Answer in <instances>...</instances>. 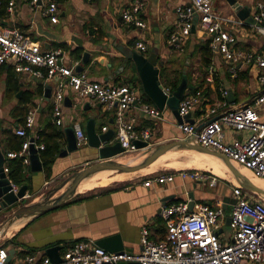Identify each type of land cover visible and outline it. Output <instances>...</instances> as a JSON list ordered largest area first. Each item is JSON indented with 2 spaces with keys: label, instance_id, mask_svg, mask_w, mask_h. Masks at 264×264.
I'll return each instance as SVG.
<instances>
[{
  "label": "crops",
  "instance_id": "obj_1",
  "mask_svg": "<svg viewBox=\"0 0 264 264\" xmlns=\"http://www.w3.org/2000/svg\"><path fill=\"white\" fill-rule=\"evenodd\" d=\"M214 1L212 0L213 9L217 14L242 22L241 25L233 27L236 36L234 50L264 57V36L257 34L251 27L256 10L255 0H238L249 10L244 20L237 17L226 0L219 1L220 10L227 14L222 15L215 8ZM9 2L13 3V12H7L6 5L7 14L5 18H0L1 29H18L26 37L39 43L43 50L61 49L62 65H75V68L80 66L82 70L77 73H85L92 82L105 86L126 85L137 91V102L125 113V117L128 122H133L139 141H145L140 138L141 132H148L149 139L145 142L148 143L149 149L183 140V135L177 128L179 123L167 108L161 111L160 118L143 116L139 112V105L143 103L141 99L147 95L133 66L124 63L122 51L131 50L149 55L154 50L158 55V64H162L161 67L158 66L159 70L164 69L167 74V77H160L159 73L160 83L163 89L169 92L171 90L168 83L178 74L181 78L185 75L187 84L194 87L192 90L200 88L196 92L202 93V103L190 114V118L195 126L201 128L216 120L224 111L253 104L255 98L264 91L257 81L258 70L254 62L236 63L234 76L229 71L231 62L211 52L210 62L206 65L204 47L209 40L207 35L198 29H193L178 46L169 43L171 35L179 29L175 9L188 5L186 0H37L35 5L31 4V0ZM51 2L57 5L56 23H52L49 17L43 15V11ZM136 2L142 6L139 18L145 23L144 28L127 25L121 19L122 11ZM138 42L146 46L145 52L136 49ZM85 53L87 58L83 60ZM57 82V78L45 82L34 80L26 75L16 74L9 65L0 66V150L5 158L3 167L8 168V164L13 160L6 158L9 152L6 150L3 132L8 131L15 135V130L24 126L29 111L35 114L33 126L28 129V134L37 135L38 140L52 135L54 131L60 134L59 138L53 139V143L59 145V152L54 156L49 179L43 171L41 151L36 150L42 168L40 172L31 170L30 160L28 165L21 162L25 182L22 185H14L18 190L23 186L27 188L23 201L33 196V200L29 202H37L45 186L94 162L97 149L89 147L88 143L81 147L76 146L77 150L72 153L60 155L67 147L65 131L73 128L75 123L79 124L85 136L89 121H92L96 135L108 133L110 138L105 146L118 142L115 107L108 109L96 100L78 97L69 89L65 91L64 96L70 99L72 106L66 107L63 102V125H55L52 121V100ZM45 86L51 89L49 100L44 96ZM221 90L227 92L225 98L221 97ZM190 91L186 90L184 96L190 95ZM220 101H224L226 105L219 109L218 114L209 115V110ZM149 105L157 108L152 101ZM260 114L264 120V107ZM49 125L54 130H51ZM224 134L225 142L241 138V134L228 127H224ZM41 145L44 146L45 143ZM144 151L145 149H142L141 152ZM157 174L172 176L173 180L155 182L153 180ZM195 174L201 178H194ZM218 179L202 172L194 171L182 176L178 171L162 169L92 193L80 194L66 204L21 221L10 236L5 235L0 247L8 251L6 264H24V257L28 254L36 256L39 260L48 258L51 262H58L71 245L87 239L94 240L96 244H103L104 247L101 248L108 252H118L123 248L129 253L137 254L141 249V229L149 230L152 241L162 240L166 234V223L160 216L161 209L185 201H188V204L194 202L190 210L196 204L217 207L219 202L223 203V218L219 223L218 234L221 241L226 242L231 236L227 218L233 205L230 195L232 189L229 187L231 192L228 195L222 192L219 184L223 182ZM147 180L152 182L150 187L143 185ZM227 181L234 184L230 180ZM190 194L193 195V200ZM55 197L57 196L53 195L50 199ZM2 218L3 216L0 217V222Z\"/></svg>",
  "mask_w": 264,
  "mask_h": 264
},
{
  "label": "built area",
  "instance_id": "obj_2",
  "mask_svg": "<svg viewBox=\"0 0 264 264\" xmlns=\"http://www.w3.org/2000/svg\"><path fill=\"white\" fill-rule=\"evenodd\" d=\"M37 0H31L35 5ZM188 5L175 9L179 20L178 32L171 35L169 43L178 46L193 29L207 35L210 52L231 62L230 73L235 75L236 63L254 62L257 70V81L264 88V57L260 55L236 52V36L234 26L242 22L220 16L213 9L212 0H186ZM256 10L252 18L251 27L260 36H264V0H255ZM142 10L136 2L121 13L122 21L127 25L144 28L145 23L140 20ZM7 12H13V3L9 2ZM52 23L57 22V5L51 2L43 11ZM140 52L146 51L142 42L135 45ZM63 52L61 49L43 50L39 43L26 37L18 29L0 28V66L9 65L16 74L26 75L38 81H47L57 78L58 82L52 100L53 123L63 125V102L65 91L70 90L80 98L96 100L108 109L114 108L116 139L124 150L123 154L130 155L138 152L133 141H139V135L134 129L133 122H128L125 113L137 102V91L126 85L105 86L89 80L85 73H77L75 65H62ZM169 96L171 92L163 89ZM227 92L221 90V97ZM202 103V93L196 92L184 96L178 104L177 112L183 118L191 114ZM224 101L218 102L209 110V115H216L219 109L225 106ZM264 107V91L257 96L251 105L239 109L224 111L216 120L210 121L199 131L197 126L182 122L177 128L183 135V140L193 138L194 143L212 149L234 164L241 166L254 176L264 180V120L260 110ZM143 116L160 118L162 112L152 105L141 103L138 108ZM34 112L29 111L25 124L15 130V135L23 142L19 151L6 154L8 159H20L23 165L29 164V147L42 151L44 146L38 144V136L28 134L34 123ZM224 127L231 128L241 134L240 139L225 142ZM103 131L105 128L102 129ZM76 146L87 143L86 136L78 123L73 125ZM140 138L148 141L147 131L141 132ZM143 141V142H145ZM6 179L11 185L12 192L18 188L8 178V168L3 167ZM186 176L185 171H180ZM193 173V172H191ZM194 178H201L197 174ZM172 176L157 174L153 181L171 182ZM151 180L144 182L150 187ZM243 193L240 186L232 188L231 197L235 200L229 214L228 227L231 236L222 242L218 234L219 223L223 218L221 202L217 207L206 204H196L190 210L188 201L163 207L161 218L166 223L165 237L158 241L150 239L147 228H142L139 243L140 252H108L96 245L94 240L87 239L71 245L63 254L60 263H53L48 258L39 260L28 254L24 257V264H264V200H257L258 195L246 191ZM8 251L0 247V264H6Z\"/></svg>",
  "mask_w": 264,
  "mask_h": 264
},
{
  "label": "water",
  "instance_id": "obj_3",
  "mask_svg": "<svg viewBox=\"0 0 264 264\" xmlns=\"http://www.w3.org/2000/svg\"><path fill=\"white\" fill-rule=\"evenodd\" d=\"M228 5L233 9V11L237 14V17L240 20H244L249 13L247 7H244L239 3L238 0H226ZM78 46L81 47V44L78 42ZM83 60H86L87 54H83ZM121 55L124 58V63L127 65L133 66L138 78L141 81L142 88L147 97L153 102V104L160 110L163 111L167 108L173 114L175 120L181 124L182 122H186L189 124H194L193 120L190 118V114L181 118L178 115L177 108L179 101L184 97L186 90L194 89L193 86L187 84V80L185 75H182L181 81L177 88L171 92L169 96H166L163 93V86L159 80V67L162 64H158V55L153 50L149 55H144L135 51L126 50L122 51ZM159 66V67H158ZM82 68L80 66L75 68V71L79 72ZM44 96L47 100H49L51 96V89L49 86L44 87ZM64 104L66 107H71V101L68 97L64 98ZM91 124V127H90ZM92 121H89L86 127V139L88 146L91 148L97 149V155L95 156L94 162L91 163L90 166L81 169L77 172H74L71 176H69L66 180L62 182V184L53 192H48L47 196L50 194H55L66 185L69 186L60 194L59 196L50 199V197L43 198L40 202L36 203H27L22 206H16L11 216L6 218L2 223H0V241L5 237L8 230L19 220H29L34 217H37L41 214H44L51 209L61 206L67 203L71 198L77 193V188L79 184L85 180L93 177L94 175L104 172V171H116L119 173H132L142 170L152 163H154L159 157L165 155L170 151H178V150H192L199 153H206L209 155H213L219 158L225 166L229 169L233 177L239 182L241 188L246 191L252 192L258 196L264 198V190L253 185L246 177L241 175L236 167L233 166V162L225 157L224 155L209 149L204 148L196 143H194L193 138L189 140H176L166 144H162L156 146L154 148L148 147L147 142L142 141H133V145L138 150V152L132 154V158L135 159L132 163L123 164L120 163L118 158L124 157V150L121 148L119 142L111 146H105V144L109 140V134L104 133L100 135H96L93 129ZM201 126H197L196 130L199 131ZM66 133V141L67 147L66 150L61 152L60 155H66L67 153H72L77 150L76 140L74 136L73 128H70L65 131ZM1 142V141H0ZM142 149H145L144 152H141ZM29 160L31 170L33 172L41 171V164L39 162L37 151L33 145L29 147ZM140 151V152H139ZM131 157V156H129ZM4 156L0 150V212L10 209L15 206L17 203L22 201L25 198V193L27 188L21 187L17 191V193L12 192L11 185L6 179V174L3 172V163ZM138 159H141L140 162H136ZM190 198L193 200V195L190 194ZM233 204L235 200L233 199ZM194 202H190V209L193 207ZM227 224H229V217L227 218ZM99 247H104L103 244H96ZM128 250L123 249L118 252H127ZM13 252V251H12ZM10 252V254H12ZM115 253V252H114ZM133 254V253H132ZM53 263H60V261H52ZM120 264H138V263H120Z\"/></svg>",
  "mask_w": 264,
  "mask_h": 264
},
{
  "label": "bare ground",
  "instance_id": "obj_4",
  "mask_svg": "<svg viewBox=\"0 0 264 264\" xmlns=\"http://www.w3.org/2000/svg\"><path fill=\"white\" fill-rule=\"evenodd\" d=\"M188 158L185 161L182 158ZM135 159L129 156H124L118 158L117 161L123 164L132 163ZM234 167L237 168L239 173L246 177L253 185L264 190V181L259 179L256 176L251 175L250 171L232 163ZM162 169H176V170H184V169H196L202 171H208L214 174L215 176L232 182L238 181L233 177L229 169L225 166V164L217 157L213 155H209L206 153H199L192 150H182V151H170L165 155L159 157L154 163L150 166L139 170L137 172L132 173H119L116 171H104L100 172L89 179L83 180L78 188L77 193L83 194L86 193L85 189L89 188H101L106 187L112 182H124L130 180L136 175L142 174H150L157 172ZM118 173V174H116ZM135 178V177H134ZM234 183V184H235ZM63 189V188H62ZM61 189V190H62ZM36 200V199H35ZM20 222L15 223L7 232L6 236L12 234L18 226Z\"/></svg>",
  "mask_w": 264,
  "mask_h": 264
},
{
  "label": "trees",
  "instance_id": "obj_5",
  "mask_svg": "<svg viewBox=\"0 0 264 264\" xmlns=\"http://www.w3.org/2000/svg\"><path fill=\"white\" fill-rule=\"evenodd\" d=\"M8 3H9V0H0V18H5V15L7 14L6 13V5H8ZM208 43L209 42H207V45L204 47L205 57H206V59H205L206 65L210 62V58H211V53H210V50L208 47ZM159 73H160V77H167V74L165 73L164 69H161ZM180 78H181V75L178 74L175 77V79L169 81L168 85L170 87L171 92H173L177 88V86L179 85ZM201 86H202V82H201ZM199 89L200 88H197L195 90H191L189 92V94H193L196 91H198ZM141 100L143 103L151 104V101L146 96H143V99H141ZM54 127H55V125H54ZM49 128L51 130H54V128L51 127L50 125H49ZM3 135H5L4 141L6 142V145H7V149H6L7 152H10V151L15 152V151L20 150L22 142H23L22 138L15 136V135H11L10 132H8V131H4ZM59 137H60V134L58 133V131H56V132L54 131V133L52 135H48L47 137H44L42 140H38V144H41L43 142L45 143L44 149L40 153V160L42 162L43 171L45 172L47 179H49V177H50L49 176L50 167L54 161V156L59 152V145L53 143V139L59 138ZM23 168L24 167L21 164V160H18V159H13L8 164V177L13 184L22 185L23 182H25L24 181L25 180L24 175H23Z\"/></svg>",
  "mask_w": 264,
  "mask_h": 264
},
{
  "label": "rangeland",
  "instance_id": "obj_6",
  "mask_svg": "<svg viewBox=\"0 0 264 264\" xmlns=\"http://www.w3.org/2000/svg\"><path fill=\"white\" fill-rule=\"evenodd\" d=\"M219 1L220 0H215L214 1V5H215V8H217L218 9V11L222 14V15H227L226 14V12H223V10H220V8H219ZM156 49V48H155ZM179 151H182V150H179ZM130 156L131 157H133L132 156V154H130ZM135 159H137V158H135ZM186 159H188V158H182V160H186ZM140 160L141 159H138L136 162H140ZM170 170H173V171H175V172H180V171H185L186 173H191V172H194V171H196V172H202L203 174H206V175H208V176H211V177H215L217 180H219L218 178L219 177H217V176H215L214 174H212L211 172H208V171H202V170H196V169H182V170H176V169H170ZM74 171V170H73ZM77 171H79V170H75V172H77ZM72 172H70L67 176H64V178H60L59 180H57L56 182H53V183H51L50 185H47V186H45L44 187V189H43V194H42V196L37 200V202H40L41 200H43V198H48V197H52L53 195H56V196H59L60 194H62V192H64V190H66V188L69 186V184L68 185H66L62 190H60V191H58V192H56L55 194H50V195H48L47 196V194H48V192H53V191H55L56 189H58V187L62 184V182L64 181V180H66L69 176H71L72 174H71ZM116 174H118V173H116ZM251 175H253V173L251 172L250 173ZM136 176H138V175H136ZM136 176H134V177H136ZM254 176V175H253ZM133 177V178H134ZM221 179V178H220ZM226 178H224V179H222L221 181L223 182V183H220L219 184V188H221L222 189V192H224L225 194H230V192H231V190H230V188L232 189L234 186H240V184H239V182L237 183H235V184H232V183H230L229 181H227V180H225ZM259 179H261V178H259ZM264 181V180H263ZM116 183H119V182H112V183H110L109 185H107L106 187H109V186H112L113 184H116ZM230 187V188H229ZM241 187V186H240ZM102 188H105V187H101V188H91V189H89V188H87V189H85V192L86 193H83V194H87V193H92V192H95V191H97V190H100V189H102ZM207 190H213V189H210V188H207ZM217 190H219V189H217ZM242 191H243V193H247L246 192V190L245 189H243L242 188ZM78 195H80V194H78V193H75V195L71 198V199H74L75 197H77ZM231 195V194H230ZM46 196V197H45ZM33 196L32 197H28L26 200H22V201H20L19 203H17L15 206H13L12 208H10V209H6V210H4V211H2V212H0V217H2L3 216V218H2V222L6 219V218H8L9 216H11V214H12V212L14 211V208L16 207V206H22V205H24V204H27V203H31V202H29V201H32L33 200ZM257 198V200H264V198L263 197H261V196H258V197H256ZM36 203V202H35ZM228 211L226 212V215H227V217H228ZM21 221H24V220H19V221H17V222H21ZM2 222H0V223H2ZM16 222V223H17ZM8 236H10V235H8ZM0 242H2V240L0 241Z\"/></svg>",
  "mask_w": 264,
  "mask_h": 264
}]
</instances>
